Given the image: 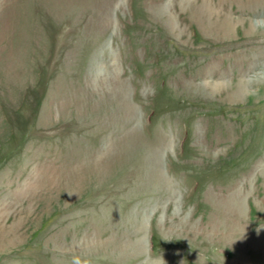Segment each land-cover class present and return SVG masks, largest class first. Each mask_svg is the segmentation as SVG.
Listing matches in <instances>:
<instances>
[{"label":"rangeland","instance_id":"1","mask_svg":"<svg viewBox=\"0 0 264 264\" xmlns=\"http://www.w3.org/2000/svg\"><path fill=\"white\" fill-rule=\"evenodd\" d=\"M0 264H264V0H0Z\"/></svg>","mask_w":264,"mask_h":264}]
</instances>
